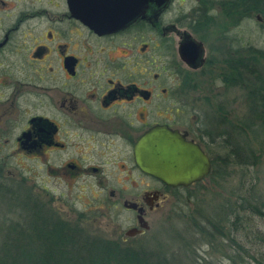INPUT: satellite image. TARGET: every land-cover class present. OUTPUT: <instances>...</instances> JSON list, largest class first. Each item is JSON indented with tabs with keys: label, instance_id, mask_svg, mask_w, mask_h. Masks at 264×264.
<instances>
[{
	"label": "flooded vegetation",
	"instance_id": "flooded-vegetation-1",
	"mask_svg": "<svg viewBox=\"0 0 264 264\" xmlns=\"http://www.w3.org/2000/svg\"><path fill=\"white\" fill-rule=\"evenodd\" d=\"M90 1L20 6L0 0V175L32 189L46 205L56 200V188L65 204L95 200L102 214L113 211L129 223L113 232L128 243L149 230L148 212L172 196L179 200L182 190L204 187L215 170L225 171L231 137L225 101L214 106L192 92L197 77L212 76L222 58L236 57L244 47L240 38L227 36L209 47L199 36L209 30V0H197L201 6L178 16L169 15L168 0L155 15H146L145 7L109 28L73 13L92 10ZM116 3L125 10V2ZM146 29L153 34L149 41ZM156 60L162 73H151ZM156 125L197 144L209 159V173L171 186L143 171L136 145ZM44 192L48 201L39 195Z\"/></svg>",
	"mask_w": 264,
	"mask_h": 264
},
{
	"label": "trees",
	"instance_id": "trees-1",
	"mask_svg": "<svg viewBox=\"0 0 264 264\" xmlns=\"http://www.w3.org/2000/svg\"><path fill=\"white\" fill-rule=\"evenodd\" d=\"M216 3L228 16L244 19L253 13L264 15V0H218ZM248 52L245 59L238 49L234 53L236 57L222 58L227 72L220 73V79L227 87L241 85L249 89L250 107L245 126L250 130L253 126L264 127V76L254 71L257 57ZM259 53V57L263 56ZM238 123L237 134L241 136L243 124ZM230 138L237 137L231 132ZM243 152L240 144L231 146L230 143L228 157L241 166L254 165L257 155L248 150L244 158ZM228 157L225 162L220 158L222 164H228ZM225 174L220 170L214 173L216 177ZM187 192L186 200L195 197L194 191ZM34 197L32 189L0 175V264H219L201 259L200 263L195 262V253L190 249L192 240L180 234L155 239L152 247L146 243L134 246L116 238L91 236ZM224 215L226 222L222 225L208 220V224L194 222L195 226L193 223L191 227L210 245L218 236L228 241L229 250L222 255L229 264H243V254L264 264V230L256 228L254 223V219L264 222V202L258 207L249 198L242 197L235 206H227Z\"/></svg>",
	"mask_w": 264,
	"mask_h": 264
},
{
	"label": "rangeland",
	"instance_id": "rangeland-1",
	"mask_svg": "<svg viewBox=\"0 0 264 264\" xmlns=\"http://www.w3.org/2000/svg\"><path fill=\"white\" fill-rule=\"evenodd\" d=\"M4 1L11 5L23 6L30 4L29 0ZM201 1H204L205 4L209 2L213 6V11L208 25V32L199 36L206 41L209 47L216 43V39L223 36L240 38L244 47L242 58H247V54L250 53L248 51H252L251 55H255L258 61L253 64L254 71L258 70L264 76V15L253 13L250 17L240 19L238 15L228 16L224 14L221 5L216 3L218 0ZM198 6L201 5L197 0H184L183 2L181 0H173L169 15L175 14L178 16L182 12L184 14L186 12L191 13L192 8H197ZM152 37V32L146 29V41H149ZM235 47L236 45L233 44L232 48ZM259 52L263 56L259 57ZM158 63L157 60L154 62V66L152 65L151 67V73H162ZM215 69L216 71L212 73V76L201 75L197 77L199 87L192 94L201 102L211 100L214 106L220 101H225L224 104L229 113V128L237 137L235 139L237 143H235L233 138H230L231 146L240 144L244 151V158L248 150L253 151L257 155V161L254 165L241 166L231 157H228L229 162L225 168L226 174L223 177H216L214 175L213 181H206L207 183L205 182L206 185H203L204 187H199L202 189L192 188L190 190H182V198L179 200H176L172 196L173 198L170 197L169 200H166L160 208L148 212L146 220L149 223V230L144 236L133 239L129 243L134 246H141L146 243V245L148 244V246L152 247V241L155 239H165L171 234H180L186 239L192 240V245H189L196 255H194L195 262L200 263L199 260L201 259L219 264H229L228 260L222 255L223 251L229 250L228 241L225 242L224 239L218 236L213 241V244L210 245L207 240L195 234V229L191 225L194 222L197 224H208L209 221L217 225L224 224L226 222L224 220L226 207L230 205L235 206L239 202V198L241 199L242 197L249 198L253 204L261 207V204L264 202V127L260 125L259 127L253 126L250 130L246 129L245 125L250 107L248 100L249 89L241 85L230 87L224 85L227 87L224 90L222 88V81L217 79V74L224 71L227 72L226 66L221 63L215 66ZM208 97L210 98L209 100L206 99ZM257 118L260 120L259 116ZM238 122H242L243 124L241 136L237 134L236 128L239 125ZM62 191L65 192L64 194H67L66 190L62 189ZM85 191L88 195V191ZM187 191H194L195 197L186 200L185 194L188 193ZM54 192L56 200L49 202L48 205L60 216L75 223L91 236L115 238L113 235L114 230L116 228L119 229V227L120 229H125L129 224L124 222L121 215L117 218L113 211L110 212L108 210V212L106 211L102 214L100 211H104V208L99 209L100 205L98 202L95 203L93 199L89 201L90 198H83V202H79L77 205H69L58 199L61 189L56 188ZM39 195L43 201H48L45 192ZM13 217L16 218V215ZM254 220L256 228L263 231L264 222L260 219ZM243 256V264H258L245 254Z\"/></svg>",
	"mask_w": 264,
	"mask_h": 264
},
{
	"label": "water",
	"instance_id": "water-1",
	"mask_svg": "<svg viewBox=\"0 0 264 264\" xmlns=\"http://www.w3.org/2000/svg\"><path fill=\"white\" fill-rule=\"evenodd\" d=\"M167 1L122 0L120 5L124 6L125 2L123 11L120 7L117 8L116 0H93L90 1L93 6L92 10L74 9L73 13L87 23H94V27L101 22L102 28H109L119 23L124 25L128 20L131 21L145 7L146 15H155L156 11ZM96 14H99L98 18ZM193 42L198 45V53L202 55L201 44ZM181 57L185 59L182 54ZM135 158L143 171L171 186L188 185L199 181L210 170L209 159L203 150L197 144L186 141L183 135L165 125H156L146 131V134L137 142ZM133 233L134 229L126 232L127 235H133Z\"/></svg>",
	"mask_w": 264,
	"mask_h": 264
}]
</instances>
